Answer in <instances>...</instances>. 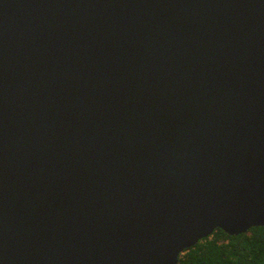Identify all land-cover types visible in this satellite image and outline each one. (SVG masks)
I'll use <instances>...</instances> for the list:
<instances>
[{
	"label": "water",
	"instance_id": "water-1",
	"mask_svg": "<svg viewBox=\"0 0 264 264\" xmlns=\"http://www.w3.org/2000/svg\"><path fill=\"white\" fill-rule=\"evenodd\" d=\"M264 227V0H0V264H179Z\"/></svg>",
	"mask_w": 264,
	"mask_h": 264
},
{
	"label": "trees",
	"instance_id": "trees-1",
	"mask_svg": "<svg viewBox=\"0 0 264 264\" xmlns=\"http://www.w3.org/2000/svg\"><path fill=\"white\" fill-rule=\"evenodd\" d=\"M179 264H264V227L237 236L218 229L186 250Z\"/></svg>",
	"mask_w": 264,
	"mask_h": 264
}]
</instances>
